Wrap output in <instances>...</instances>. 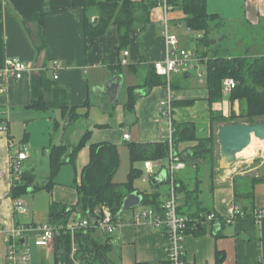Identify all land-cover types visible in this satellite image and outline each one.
<instances>
[{
    "label": "crops",
    "instance_id": "crops-1",
    "mask_svg": "<svg viewBox=\"0 0 264 264\" xmlns=\"http://www.w3.org/2000/svg\"><path fill=\"white\" fill-rule=\"evenodd\" d=\"M132 1L139 3L142 0ZM159 1V5L152 9L148 21L136 24L130 29L128 46L118 51L117 27L110 25L105 35L86 38L83 28L84 12L82 9H74L72 0H1L4 65L7 59L18 58L26 64L27 71L17 79L4 71V65L0 69V126H5L4 131L0 130V264H6L9 232L18 226L23 228L17 239L19 247H28L31 253L33 244L41 252L38 258L39 251L34 249L29 264H48L49 258L53 260V245L46 248L36 245L41 234L37 228L39 226L20 224L12 209L10 159L20 151H25L22 147H15V131H23L24 142L31 138L33 131H41L39 148H32L30 145L29 150L34 156L41 150L48 163L50 147H74L84 133L90 132L87 144L76 157L73 180L76 176L78 181L89 163L91 145L110 143L117 150L126 145L127 165L126 162L123 166L119 163L112 178L115 184L125 183L132 168L140 170L142 174L144 172L143 162L139 163V168L131 165L129 145L163 141V119L158 115V104L165 97L163 87H155L148 92L144 89L136 91L133 108L129 111L125 108L127 88L140 87L147 74V68L166 58L161 25L165 11L162 0ZM212 3L213 0H206L207 12L224 17L225 13L222 14V8H219L221 4L213 8ZM222 4L223 8L229 6L237 12L231 20L248 26H258L261 23L259 20H264V0H233L229 5L226 2ZM166 17L169 31L177 37L180 48L186 49L189 38L196 40L197 37L201 42L205 37L204 33L192 32L186 28L185 15L181 11H168ZM94 18L98 19L92 12L91 21ZM215 32L214 27L208 34L207 42H201L200 54L208 56L209 53H218V49L213 50L218 46ZM234 47V51H241L242 42L236 41ZM252 48L250 53L244 48L240 55L230 54L229 49L222 53L231 57L255 58L264 55L263 45H254ZM212 50L213 52H210ZM125 52L127 56H124ZM204 60L200 58V65L204 66ZM121 61H125L126 65L118 71L115 66ZM185 73H188L186 78L182 76ZM115 77H120L121 84L115 92L113 102H109L106 96L108 92L103 95L100 89ZM137 78L142 81L140 84ZM172 82L175 85L173 95L176 100H195L190 107L175 108V123L196 122L205 123L207 126L210 111L222 112L220 103L212 105L213 107L208 104L205 86L200 88L195 85L189 72L173 75ZM32 105H40V109L30 107ZM232 109L235 110L236 106L229 103L228 111ZM116 110L120 111L122 117L112 122ZM125 112L129 115L124 117ZM222 114L226 116V113ZM123 121L128 122V126L132 125V129H125ZM70 131L74 132L70 134ZM130 131H133V134ZM124 134L129 135V141H123ZM191 146L183 144L178 151H185ZM254 156H247V159ZM30 157L27 153V158L22 164ZM153 162L159 164L158 161ZM158 164L156 166H159ZM158 168L155 169L156 176L150 180L153 190L144 193H158L159 201L163 203L169 197V188L161 196L158 186L168 185L158 182ZM185 171H180L176 176L185 177ZM25 173L34 176L33 173ZM215 173L212 184L208 180L207 185H202V192L206 191L207 194L203 199L206 205L219 217L226 216L231 205L242 207L244 204L236 202L234 184L241 185L244 190L249 185V180L264 179V168L255 162L243 165L242 168L237 165L228 168L218 165ZM49 193L50 203L54 201L67 206L77 203L78 197L73 186L54 184ZM251 203L254 210L264 209V180L254 186ZM103 239L105 237L98 238L102 241ZM111 245L109 256L113 264L166 262V242L162 233L154 230L148 223H136L132 218L127 220L124 215L121 216V224L112 236ZM216 253L224 255L222 264H264V219L256 223L252 218H240L233 224L224 226L214 223L206 226L202 235L187 234L186 264H216Z\"/></svg>",
    "mask_w": 264,
    "mask_h": 264
},
{
    "label": "trees",
    "instance_id": "trees-1",
    "mask_svg": "<svg viewBox=\"0 0 264 264\" xmlns=\"http://www.w3.org/2000/svg\"><path fill=\"white\" fill-rule=\"evenodd\" d=\"M167 5L172 10H179L185 15L184 23L188 30L197 33H204L202 39L205 43L210 32V22H220L216 14H208L206 0H167ZM159 0H142L135 3L132 0H72L74 9H82L84 12V35L86 38H97L107 33L108 27L114 25L119 33L118 51L124 50L129 43L130 29L136 24H143L149 20L152 9L159 5ZM94 12L98 17L94 25L90 19ZM216 27V25H215ZM205 66V89L206 101L210 106L221 103L224 99L222 83L225 79L235 82V87L228 95L231 106L236 110H230L229 115L224 116L222 112L210 111L209 123L205 127V134L199 135V128L195 123L173 122V144L174 151L182 157L186 163V171L195 169L196 176L192 187L190 174L183 178L176 177V194L180 200L178 213L188 217L187 234L195 236L202 235L206 226H193L192 220L199 216L204 218L213 213L201 198L203 180L201 179L202 168L207 166L208 180L213 182L215 170L218 168V159L215 157V145L217 141L215 126L237 123L256 124L264 119V55L260 57H231L222 52L211 56L200 55ZM4 65V40L2 30V2L0 0V69ZM121 62L115 66L121 70ZM184 78L188 73L182 75ZM163 78L155 74L153 66L147 68V74L140 87L127 88L126 110H131L136 100L135 92L143 90L148 92L155 87H164ZM139 88V89H138ZM172 91L175 85L171 83ZM195 100H175L174 108L190 107ZM40 109V105L30 106ZM43 107V106H42ZM44 108V107H43ZM42 109V108H41ZM90 132L84 133L78 144L74 147L52 146L48 149L49 178L41 186L34 185L33 175L23 173L22 182L16 188L11 189L12 199H19L28 188L44 189L51 191L54 186L53 179L57 176L64 164H69L75 172V162L79 151L87 144ZM183 144L192 146L185 151H178ZM90 158L88 165L83 169L79 181L76 176L73 180V187L77 193V203L74 206H67L51 201L48 210L47 224L61 228L60 235L53 241V263L52 264H113L110 259L112 237L98 240L93 237L94 229L86 228L74 231L73 235L65 231L66 227L79 219H88L93 212L101 207L109 209L112 216L119 212L123 199L132 193L142 197V205L149 206L156 210L160 209L158 193L146 194L138 192L133 182L142 176V172L131 169L127 180L123 184H115L112 180L119 166V155L117 148L110 143H99L90 146ZM129 160L131 165L137 162L165 161L169 155V147L166 141L158 143L131 144L128 146ZM185 171V172H186ZM264 179H251L249 185L243 190L242 186L234 184V198L236 202L244 203L240 207L250 218L252 209L253 188ZM237 181V180H236ZM212 188V185H211ZM34 192V191H33ZM250 203V204H249ZM219 224L224 226L221 217L217 214ZM215 223V222H214ZM212 223L211 225H213ZM72 245L75 253L72 256ZM224 255L216 253V264H222ZM164 264H169L167 261Z\"/></svg>",
    "mask_w": 264,
    "mask_h": 264
},
{
    "label": "built area",
    "instance_id": "built-area-1",
    "mask_svg": "<svg viewBox=\"0 0 264 264\" xmlns=\"http://www.w3.org/2000/svg\"><path fill=\"white\" fill-rule=\"evenodd\" d=\"M165 15L161 19V25L163 27V36L166 45V58L162 62H156L153 64L155 74L164 79L165 85L163 87L165 92V97L158 104V115L164 121V128L161 130L163 135V141H166L169 147V155L165 161L159 162H144L143 163V181L151 179L156 176V168L161 175H164V183L169 186V197L168 199L160 204V209L156 210L149 206H143L142 203L139 205L144 207L140 212L135 213L132 217L133 221L136 223L145 222L148 223L154 230L162 233L164 236L166 246H165V256L166 261L169 264H186L185 260V238L187 236L188 224H190V219L188 217L180 215L178 213L179 198L176 194V175L180 171L186 168V163L182 160L175 151L173 144V114L174 106L173 103L176 100L171 89L172 76L180 74L182 72H188L190 66L200 65V58L190 54L186 49L180 48L178 44V39L175 35L171 34L169 31L168 19L166 13L171 11L172 8L167 5L166 0H162ZM127 56V52L124 53ZM121 65H126L125 61H121ZM4 71L11 76L20 79L23 74L27 71L26 64L18 58H10L5 61ZM202 74L198 75L201 80ZM57 76H55V79ZM202 81V80H201ZM222 93L224 96H228L230 91L235 87V82L231 79H225L222 83ZM0 130L4 131L5 126H0ZM130 137L128 134L123 135V141H129ZM27 153L25 151H20L16 156L10 159V176L9 183L10 188L14 189L21 184L23 178L22 162L26 160ZM162 163V164H160ZM158 164L159 166H156ZM138 206V207H139ZM137 207V208H138ZM12 209L14 214L27 213V207L19 199H14L12 201ZM136 209V208H134ZM103 212V218H100L99 213ZM221 221L225 225L233 224L237 219L247 218V213L244 212L240 207L236 205H231L228 209L226 216L221 217ZM250 218H252L256 223L261 222L264 219V209L253 210L250 213ZM193 226H209L212 223H218L219 219L216 214H209L205 218L199 216L197 219L191 221ZM121 224V217L119 220H115L109 209L101 207L95 210L91 217L88 219H77L72 221L66 230L71 235L74 231L79 229H94L97 230L104 237H112L117 231L119 225ZM41 234L36 241L38 247L46 248L53 244L54 238L60 235L61 228L53 227L49 224L39 226ZM23 231L22 227H16L10 230L9 239L6 254V264H29L30 254L28 247L20 248L17 239L20 233ZM112 242V241H111ZM75 253V248L72 245V256ZM74 264H79L74 261Z\"/></svg>",
    "mask_w": 264,
    "mask_h": 264
},
{
    "label": "rangeland",
    "instance_id": "rangeland-1",
    "mask_svg": "<svg viewBox=\"0 0 264 264\" xmlns=\"http://www.w3.org/2000/svg\"><path fill=\"white\" fill-rule=\"evenodd\" d=\"M221 1V3L219 2ZM233 1V0H213L212 3V7L216 8L219 7V3L221 4L222 8V14H224V17L219 16V18L221 19L222 22L216 21L215 23L210 22V31L213 30V28L216 25V32L215 35L218 38V46L215 47L213 50L216 51V49H218L219 53L223 52L225 49H229V53L230 54H235V55H240V52H244V48L246 49V52H251V47L254 48L255 46L261 47L262 45L264 46V20L260 19L259 21L261 22L260 25L258 26H248L245 23H240L237 20H231L234 17V14L237 15V12L234 11L232 8H230L229 6L225 9L223 8V2H226L229 5V2ZM213 10V9H212ZM220 10V9H219ZM237 10V9H235ZM224 12V13H223ZM208 14H213V12H208ZM199 39V38H198ZM241 41L242 42V48L241 51L240 49H237L236 51H234V45L236 44V41ZM183 41H185L183 39ZM188 43L186 45V50L196 56L198 59L200 58V51H201V47H202V41L200 42L199 40L195 39H191L189 38ZM252 48V49H253ZM244 49V50H243ZM210 51V52H213ZM239 52V53H238ZM213 55V54H212ZM208 56H211V54L209 53ZM198 68V69H197ZM188 72L190 73V77L192 79V82H194L195 85H197L200 88H203L205 86V69L204 66L202 65H191L190 69L188 70ZM202 74V81L198 78V75ZM138 79V78H137ZM138 79V84H140L142 81ZM200 81L202 83H200ZM224 99L221 101L220 103V107L222 108V112L226 115H228V111L229 110V101H228V97L227 96H223ZM213 107V106H212ZM216 107V106H215ZM236 110V109H235ZM120 111L116 110L115 114L113 115L114 118L112 117V122H115L119 117H120ZM125 115H129L127 112L124 113V117ZM122 117V116H121ZM120 117V118H121ZM124 120V119H123ZM258 121H262L264 122V119H258ZM123 127H125V129L129 128L132 129V125L128 126V122L123 121ZM77 124V123H76ZM197 128H199V135H204L205 134V123H196ZM162 125H164V121L162 122ZM220 125H216L215 126V133L217 134V129ZM74 131H70V134L73 133ZM131 134H133V131H130ZM14 137V144L15 147H22L25 149V152H27L28 154L31 155L30 159L27 160V162H25L24 164L21 165L23 172H29V173H33L34 177H35V182L34 185H37L38 187H41L49 178V163L48 160L45 156H43V153L41 150H39L36 155L34 156L33 153L31 154L30 150H29V146L31 145L32 148L40 146L41 140H42V135H41V131H33L31 133V138H29V140H27L26 142H24V135H23V131H15V134L13 135ZM217 142V141H216ZM24 143V144H23ZM28 146V147H27ZM126 145L120 146L118 148V154H119V163L121 164V166H123L125 164V158L127 157L125 154V150H126ZM251 151L254 152L255 156L251 159H247L248 153L250 151H247L246 153H244L243 155H241L238 158V163L234 164L233 166H240L242 168L243 165H247L249 163L255 162L256 164H261V166L264 168V142L261 141H256L254 143V145L252 146V148L250 149ZM219 145L216 143L215 145V157L218 159L219 156ZM121 156V159H120ZM263 163V164H262ZM119 164V165H120ZM127 165V162H126ZM136 168H139L140 164L139 162L133 164ZM232 165H226L225 167H230ZM204 168H202V175H201V179L203 180V186L207 185L208 182V170H207V166H203ZM186 169V168H185ZM185 169L183 171H185ZM138 170V169H137ZM186 175L190 174V179H191V183H192V187L194 184V178L196 176L195 173V169L193 171V169L191 170H187L186 172H183ZM115 175V174H114ZM73 177H74V171H73V167L69 164H64L61 166L57 176L53 179V182L55 184H60L66 187H71L73 186ZM114 177V176H113ZM177 177V176H176ZM142 176H140L139 178H136L133 182V186L134 188L141 193L144 192H150L151 190H153L151 188V183L152 181H150L151 179H148L146 182L142 181ZM202 186V187H203ZM167 188H169V186H158L159 189V193L161 194V196H163V193L167 190ZM205 189H207V187H204ZM34 191V192H32ZM169 191V189H168ZM204 191V190H203ZM206 191L202 192V196L201 198L204 199V197H206ZM19 200L24 203L27 207L28 212L27 213H19L16 215V219L19 221L20 224H34V226H42L45 225L48 222V210H49V203H50V193L49 191H46L44 189H36L33 190V188H28L26 192H24ZM144 207L139 206L136 209H132L128 212H126L124 214L125 218L128 220L129 218H132L133 215L135 213L140 212ZM38 228V227H37ZM100 236L104 237L102 234H100L97 230L94 232L93 237L98 239L100 238ZM100 241V240H99ZM31 248L34 250L36 249V251L38 252V258L41 254L40 249L36 248L33 244H31ZM32 250L30 254V256L32 255V253L34 252ZM48 264H52L53 260L52 258H49V260L47 261ZM47 264V263H46Z\"/></svg>",
    "mask_w": 264,
    "mask_h": 264
},
{
    "label": "water",
    "instance_id": "water-1",
    "mask_svg": "<svg viewBox=\"0 0 264 264\" xmlns=\"http://www.w3.org/2000/svg\"><path fill=\"white\" fill-rule=\"evenodd\" d=\"M97 18H94L92 24H96ZM121 84L120 77H115L108 81L101 89V93L109 98V102H113L116 96L115 92ZM252 136L261 142H264V122L256 124L237 123L220 125L217 129V144L219 145L218 165L224 167L226 165H234L238 163L237 155L243 152L250 146ZM164 175L160 174L158 182H164ZM142 202V197L137 193H132L126 196L121 204L119 212L114 219L119 218L126 212L137 208ZM100 218H103V212L99 213Z\"/></svg>",
    "mask_w": 264,
    "mask_h": 264
},
{
    "label": "bare ground",
    "instance_id": "bare-ground-1",
    "mask_svg": "<svg viewBox=\"0 0 264 264\" xmlns=\"http://www.w3.org/2000/svg\"><path fill=\"white\" fill-rule=\"evenodd\" d=\"M257 140L252 136L251 138V143H250V146L248 148H246L243 152H241L240 154L237 155V158H239L241 155H243L244 153H246L247 151H250L248 153V157L250 156H254V152L251 151L250 149L252 148V146L254 145V143L256 142Z\"/></svg>",
    "mask_w": 264,
    "mask_h": 264
}]
</instances>
